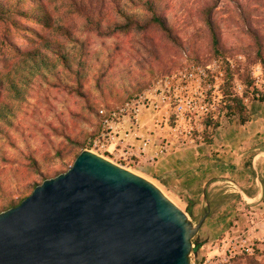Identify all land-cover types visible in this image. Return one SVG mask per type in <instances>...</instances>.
Wrapping results in <instances>:
<instances>
[{
	"label": "rangeland",
	"instance_id": "374dc122",
	"mask_svg": "<svg viewBox=\"0 0 264 264\" xmlns=\"http://www.w3.org/2000/svg\"><path fill=\"white\" fill-rule=\"evenodd\" d=\"M259 50L264 56V0H0V214L89 151L151 183L194 225L209 212L190 264L223 254L239 237L251 238L252 205L224 180L210 190L218 182L214 174L204 189V170L222 176L224 163L236 167V155L224 151L242 146V131L228 106L231 96L245 94L249 118L251 104L264 103ZM199 69L207 77L190 96L198 103L202 93L208 113L187 105L178 114L176 106L168 114L146 108L168 76ZM139 106L143 133L136 137L129 128ZM101 110L123 122L114 133ZM144 139L150 141L146 154L139 151ZM166 145L182 177L193 179L191 192L152 171L149 157ZM222 207L228 208L223 220ZM210 218L218 224L209 227ZM222 225L225 231L211 234ZM252 242L254 254L230 264H264V242Z\"/></svg>",
	"mask_w": 264,
	"mask_h": 264
},
{
	"label": "water",
	"instance_id": "95a60500",
	"mask_svg": "<svg viewBox=\"0 0 264 264\" xmlns=\"http://www.w3.org/2000/svg\"><path fill=\"white\" fill-rule=\"evenodd\" d=\"M194 225L160 190L93 154L0 214V264H190Z\"/></svg>",
	"mask_w": 264,
	"mask_h": 264
},
{
	"label": "crops",
	"instance_id": "0c3cea01",
	"mask_svg": "<svg viewBox=\"0 0 264 264\" xmlns=\"http://www.w3.org/2000/svg\"><path fill=\"white\" fill-rule=\"evenodd\" d=\"M240 128L242 132L239 135V140H242L240 143L242 146L237 148L236 151H224L231 153L232 156L236 155L237 159L234 161L236 167L231 166L233 164L232 162L231 165L224 163L227 172L222 176L219 173H215V171H208V168H205L204 171L206 172L205 176L207 178L204 180V183H206L204 189H206L209 183L208 177L214 174L212 178L218 180V182L212 183L210 190L220 183L219 180H224L223 184L228 185L227 187H230V189H236L237 192H240L243 195V204L252 205L253 217L248 219V235L256 242H264V103L260 105L258 103L251 104L249 107V121L245 125H241ZM248 158L250 160L246 169L243 162ZM152 171L157 173L169 185L182 187L181 191L187 189L191 192L196 188L192 178L188 180L182 177L184 174L180 173L181 169L169 154L159 156ZM239 175H242L243 178L240 179ZM244 179H246V182H243ZM196 185H199V183H196ZM243 189L247 190V195L243 192ZM229 192H233V190ZM238 204L241 205L242 203L238 202ZM225 209L227 210L228 208L222 207V220L223 216L226 215ZM238 210H240V206H238ZM231 212L234 211L231 210ZM217 218L219 219V217ZM231 218L236 220V216H231ZM239 218L238 221L240 223L242 218ZM215 219L210 218L206 224L209 227L218 224ZM240 229H242V226H239L238 230ZM225 230V225L221 227L217 226L211 230V234L218 235Z\"/></svg>",
	"mask_w": 264,
	"mask_h": 264
},
{
	"label": "built area",
	"instance_id": "2783aa9c",
	"mask_svg": "<svg viewBox=\"0 0 264 264\" xmlns=\"http://www.w3.org/2000/svg\"><path fill=\"white\" fill-rule=\"evenodd\" d=\"M258 75L262 74L260 68L257 70ZM207 74L204 70H184L180 71L176 74L168 76L164 81L160 83V85L155 89V92L149 96L148 99V110H152L155 113H164L168 114V109L176 106L178 114L182 111V108L187 105L189 108H192L193 111L200 110L202 114L209 112V105L205 103L204 96L202 93L199 95L202 97L199 102H194V98L191 95L192 86L196 85L195 93L198 94V91L201 90L202 84L205 83V79ZM216 89V86H209V89ZM186 95H188L186 97ZM135 116L133 120H130L131 126L129 128L130 135H135L136 137H140V134L143 133L142 130V116L144 115L141 110V106H139L135 110ZM100 117L103 119V124L108 127L109 130L114 133L116 129H119L123 122L118 121L115 122L116 114L108 117L105 111L101 110L99 112ZM144 118V117H143ZM153 124L155 125L157 121L152 119ZM150 147L149 140H142L141 146L139 148L140 153L146 154ZM167 145L165 147H159L154 153L153 156L149 157L152 160L153 165L156 164L158 157L166 155ZM229 247L223 254H219L212 258H208L204 261L203 264H230V262L239 255H248L252 256L255 252V244L252 242L251 238L248 237H239L237 240L233 242H229Z\"/></svg>",
	"mask_w": 264,
	"mask_h": 264
},
{
	"label": "trees",
	"instance_id": "16d2710c",
	"mask_svg": "<svg viewBox=\"0 0 264 264\" xmlns=\"http://www.w3.org/2000/svg\"><path fill=\"white\" fill-rule=\"evenodd\" d=\"M213 45H214V48L216 49H219V46H220V37L219 35L214 32L213 34ZM257 58L261 61V63L264 65V56L262 54V51L259 50V52L257 53ZM231 73V72H230ZM228 73L227 75V78L229 79V81L233 82V77L232 75ZM231 95V94H230ZM232 98H230L231 100V105L228 106V113L234 117H238L239 120H240V124L241 125H245L248 121H249V118H247L248 116V112L246 110V108L244 107V104H243V99L245 96V94L243 96H239V95H235V96H231ZM78 158V156L76 157V159ZM49 178H44L43 182L48 180ZM26 198L28 197H25L23 199H21L18 203L14 202V201H11L9 203H6L5 205V209L3 210L4 211H8L12 208H15L17 206H19Z\"/></svg>",
	"mask_w": 264,
	"mask_h": 264
}]
</instances>
